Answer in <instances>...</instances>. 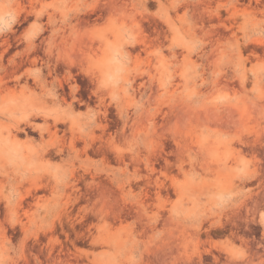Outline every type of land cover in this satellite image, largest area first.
Instances as JSON below:
<instances>
[{
    "label": "rangeland",
    "instance_id": "1",
    "mask_svg": "<svg viewBox=\"0 0 264 264\" xmlns=\"http://www.w3.org/2000/svg\"><path fill=\"white\" fill-rule=\"evenodd\" d=\"M0 264H264V0H0Z\"/></svg>",
    "mask_w": 264,
    "mask_h": 264
}]
</instances>
